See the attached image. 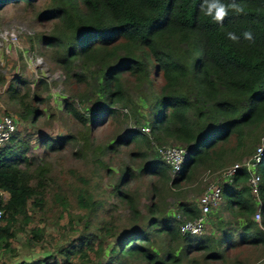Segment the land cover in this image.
<instances>
[{
    "label": "trees",
    "instance_id": "trees-1",
    "mask_svg": "<svg viewBox=\"0 0 264 264\" xmlns=\"http://www.w3.org/2000/svg\"><path fill=\"white\" fill-rule=\"evenodd\" d=\"M203 2L0 0V10L20 3L33 10L43 26L51 24L41 42L52 51L53 62L66 73L67 82L82 89L80 97L90 95L97 79L94 117L82 114L72 99L63 102L62 112L82 126L77 132L84 146H92L100 126L121 122L117 105L129 107L135 115L137 106L128 88H146L154 141H174L189 152L176 175L160 158L140 169L151 179V201L145 212L130 194L137 172L124 169L110 191L116 201L112 207H127L126 223L120 225V217L105 211V201L95 199L88 188H78L81 194L76 202L68 198L48 154L40 161L30 158L29 142L14 134L0 147V191L6 194L0 193V253L14 252L19 233L25 235L28 246L49 243L46 228L63 229L59 220L69 207L83 211L68 212L65 231L72 238L65 243L58 240L54 252L43 259L22 264H200V259L222 260L240 245L264 247V158L258 167L259 201L251 195L245 168L238 169L233 183L224 187L225 209L232 213L237 230L220 228L216 236L182 235L180 221L168 211V197L176 193L173 189L193 183L201 170H221L250 156L264 134V0H235L243 12L229 9L222 23L201 11ZM4 81L0 76V84ZM46 87L40 79L31 89L21 75L9 83L11 107L21 120L36 124L45 115L39 104L44 102L40 91ZM117 132L107 150L150 143L137 128ZM74 138L73 133L58 138L42 135L40 142L54 154ZM132 153L135 158L146 156ZM99 210L107 214L99 216ZM257 211L260 222L253 220ZM176 213L195 218L198 207L178 202ZM75 221L81 222L76 225ZM198 252L200 258L191 256Z\"/></svg>",
    "mask_w": 264,
    "mask_h": 264
},
{
    "label": "rangeland",
    "instance_id": "rangeland-1",
    "mask_svg": "<svg viewBox=\"0 0 264 264\" xmlns=\"http://www.w3.org/2000/svg\"><path fill=\"white\" fill-rule=\"evenodd\" d=\"M49 25L43 26L36 20L33 10L20 3L8 4L0 10V35L3 31L13 30L18 41L8 54L4 53L3 45L0 46V76H3L5 80L3 84H0V117L10 115L14 118L17 124V130L14 134L19 139L29 142L27 155L30 158L40 161L45 158V154H48L46 158L52 162L54 172L58 175L62 185L68 189V193H66L68 198L76 202L78 195L81 194L78 193L80 192L78 188H88L92 191L95 199L105 201L103 209L112 211L117 217H120L121 221L119 224H124L126 223L125 217L128 215L127 207L123 204H119L117 209L112 207L116 201L111 196L110 191L120 182L124 169L126 167L132 168L134 172H137L135 173L137 178L129 185L130 194H132L138 209L145 212L151 201L148 191L151 179L140 174V169L144 166L146 167L150 161L160 158L156 152L161 144L156 143L152 135H148L149 144L140 142L138 146L134 144L119 146L115 151L107 150L105 147L113 141L116 131L120 132L122 130L121 134H123L129 129L137 128L140 130L142 126H149L152 114L150 106L145 103L148 98L145 91L146 88H128V93L137 106L135 115L130 113L129 107L117 105L116 108L122 115L120 117L122 123L112 122L100 126L94 133L95 141L92 146L90 147V144L84 146L77 132L81 131L82 126L72 116L62 112L63 102L64 99H72L74 107L82 114L90 118L94 117L99 97L97 79H93L94 83L89 91L90 95L87 98L85 95L80 97L79 94L82 89L67 82L66 73L53 62L52 51L43 46L41 42V35H46L51 29ZM91 70L92 73L95 71L93 67H91ZM17 75L23 76L28 81L31 89L35 88L36 83L40 79H44L47 85L45 90L41 89L40 91L44 102L39 104L45 115L36 124L21 120L12 110L11 106H14V104L9 100L7 87ZM89 80L91 81V78ZM153 114H156V111H153ZM124 115H128V117ZM72 133L76 135V138L70 141L64 149L54 154L48 153L45 144L40 142L42 135L58 138ZM167 143L178 144L174 141ZM97 146H99L98 149ZM132 152L146 154V156L144 158L140 156L135 158ZM247 157L249 156H243L241 160H237L234 163H241ZM221 171L222 169L201 170L197 173V178L193 183L182 184L179 189H173L176 193H171L168 197V211L176 217L178 202L198 206V199L203 193L206 184L212 180H218L219 172ZM3 196L6 197V194L3 193ZM69 211L73 214L83 213V211L69 207L59 220L63 229L57 230L53 228L51 230L49 227L46 228L45 240L50 243L48 249L49 243L45 245V241L28 246L24 240L25 235L19 233L14 242V252L3 251L0 253V264L30 263L53 253L58 240L60 243H65L67 239L72 238V234L68 238L69 234L65 231ZM99 212V216L107 214L103 210H99ZM253 217L255 218L254 215ZM233 220L232 213L225 209L223 198L220 205L210 213L207 227L203 234L216 236L220 228L226 227L237 230L238 228L234 225ZM260 220L255 221L260 222ZM80 222L75 221L74 223L79 225ZM200 253H193L191 256L200 258ZM236 260L240 264H264V247L240 245L227 251L222 260L204 261L200 259V264H235Z\"/></svg>",
    "mask_w": 264,
    "mask_h": 264
},
{
    "label": "built area",
    "instance_id": "built-area-1",
    "mask_svg": "<svg viewBox=\"0 0 264 264\" xmlns=\"http://www.w3.org/2000/svg\"><path fill=\"white\" fill-rule=\"evenodd\" d=\"M0 46L3 45L4 53L8 54L10 49L17 44L16 33L12 31H3L0 35ZM17 130V124L14 118L10 115L0 117V147L5 145ZM147 130V131H145ZM146 135H150V126L140 127ZM160 159L167 165L172 175L178 174L183 166V163L188 156V147L180 144H161L156 152ZM264 158V134L260 137L254 152L244 159L241 163H234L229 167L222 169L218 180H212L206 184V187L198 199V215L195 218H186L184 215L176 213V218L180 221L179 231L182 235L193 234L200 235L206 230L208 217L215 210L223 199V190L226 185L233 183L235 173L240 168H245L249 174L248 186L251 195L256 201H259V183L260 174L258 167ZM3 195L4 192L0 191ZM3 212L0 210V218ZM255 218L260 212L255 213Z\"/></svg>",
    "mask_w": 264,
    "mask_h": 264
},
{
    "label": "clouds",
    "instance_id": "clouds-1",
    "mask_svg": "<svg viewBox=\"0 0 264 264\" xmlns=\"http://www.w3.org/2000/svg\"><path fill=\"white\" fill-rule=\"evenodd\" d=\"M231 9L237 13L243 12V8H241L238 4L235 3V0H233L230 4H225L221 2V0H211L209 3V0H204V2L201 5V11L207 15L212 17V19L216 22H221L224 20V18L228 14V10ZM229 36L232 39H236V37L229 33ZM246 38L251 39V35L248 33H245ZM147 131V130H145ZM256 220L259 221L260 217L257 216Z\"/></svg>",
    "mask_w": 264,
    "mask_h": 264
},
{
    "label": "crops",
    "instance_id": "crops-1",
    "mask_svg": "<svg viewBox=\"0 0 264 264\" xmlns=\"http://www.w3.org/2000/svg\"><path fill=\"white\" fill-rule=\"evenodd\" d=\"M223 200V199H222Z\"/></svg>",
    "mask_w": 264,
    "mask_h": 264
}]
</instances>
